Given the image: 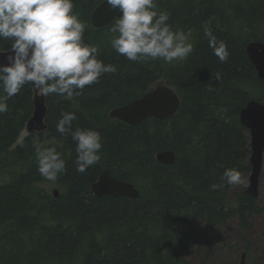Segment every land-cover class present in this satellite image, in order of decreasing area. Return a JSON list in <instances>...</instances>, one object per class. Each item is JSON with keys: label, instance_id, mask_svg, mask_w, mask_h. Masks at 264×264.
I'll use <instances>...</instances> for the list:
<instances>
[{"label": "trees", "instance_id": "16d2710c", "mask_svg": "<svg viewBox=\"0 0 264 264\" xmlns=\"http://www.w3.org/2000/svg\"><path fill=\"white\" fill-rule=\"evenodd\" d=\"M103 1L74 0L73 14L87 25L85 42L117 71L73 100L46 97V131L22 141L34 111L32 88L26 85L8 99V111L0 114V264H188L185 255L203 247L197 222L214 229L237 220L248 232L252 218L264 213L258 199L239 190L241 183L222 180L226 169H236L241 181L252 170L239 115L251 100L264 103V82L246 53L249 43L264 42V0H158L173 30L194 39L192 53L176 65L132 62L118 54L110 43L115 22L102 29L91 23ZM206 32L226 44V62L214 54ZM10 47L0 40V51ZM160 81L182 99L174 117L149 118L136 127L110 118L113 109ZM62 111L76 114L73 130L102 136L100 162L83 173L76 170L75 143L56 131ZM36 136L66 161L67 171L55 182L38 171ZM163 151L175 153L174 165L157 161ZM106 169L134 185L139 198L98 199L91 187Z\"/></svg>", "mask_w": 264, "mask_h": 264}, {"label": "clouds", "instance_id": "9594fccd", "mask_svg": "<svg viewBox=\"0 0 264 264\" xmlns=\"http://www.w3.org/2000/svg\"><path fill=\"white\" fill-rule=\"evenodd\" d=\"M113 10L122 13L111 32V47L132 62L186 59L193 51L183 31H174L167 11L158 10V0H107ZM74 0H0V40L11 42L8 63L0 66V114L8 111L7 100L26 85L44 97L61 96L73 100L86 86L100 82L102 76L115 73L116 67L98 58L96 46L85 42L87 25L73 14ZM210 47L223 63L229 57L227 46L210 32ZM14 53V54H13ZM56 131L70 136L76 145L77 172L83 173L102 158L99 131L75 128L77 116L61 112ZM27 131L20 134L21 141ZM38 171L55 182L67 171L63 154L56 147H45L38 136L32 139ZM222 180L230 186L241 181L236 169H226ZM223 185H213L214 188Z\"/></svg>", "mask_w": 264, "mask_h": 264}, {"label": "water", "instance_id": "95a60500", "mask_svg": "<svg viewBox=\"0 0 264 264\" xmlns=\"http://www.w3.org/2000/svg\"><path fill=\"white\" fill-rule=\"evenodd\" d=\"M118 10H113L107 0L99 4L91 16L92 26L102 29L110 26L121 16ZM9 51H0V66L8 63ZM249 61L255 68L258 78L264 82V42H251L246 47ZM14 54V53H13ZM32 88V87H31ZM33 90L34 111L26 124L25 131L28 135L46 131L45 123L47 117L46 97L38 95ZM182 100L178 93L161 81L141 98L134 100L128 105L118 107L110 112V118L121 121L129 126H139L143 121L153 118L163 121L174 117L179 111ZM240 123L249 133L251 156L249 162L252 170L248 179V186L245 194L257 199L259 196V179L261 175L264 155V103L251 100L240 111ZM157 161L166 166L175 164L176 155L173 151L159 152ZM92 192L98 199L105 196L125 197L131 199L139 198V191L134 185L115 179L109 169H106L91 187ZM55 198H58L59 191L54 190ZM245 254L242 256L241 264L244 263Z\"/></svg>", "mask_w": 264, "mask_h": 264}, {"label": "rangeland", "instance_id": "374dc122", "mask_svg": "<svg viewBox=\"0 0 264 264\" xmlns=\"http://www.w3.org/2000/svg\"><path fill=\"white\" fill-rule=\"evenodd\" d=\"M186 35L188 42L193 46L192 35L190 33ZM181 61H174L170 64L176 65ZM248 179L249 175L242 179L240 191L247 188ZM53 189L51 188L50 192ZM235 196L236 193L232 194L233 198ZM258 203L264 208V155L259 179ZM251 222L252 229L248 232L240 228L237 220L214 229L197 222L195 228L203 237V247L200 251L193 248L185 255L188 264H241L244 254L245 264H264V213L253 217Z\"/></svg>", "mask_w": 264, "mask_h": 264}, {"label": "bare ground", "instance_id": "6f19581e", "mask_svg": "<svg viewBox=\"0 0 264 264\" xmlns=\"http://www.w3.org/2000/svg\"><path fill=\"white\" fill-rule=\"evenodd\" d=\"M27 124V123H26ZM25 128H26V126H25Z\"/></svg>", "mask_w": 264, "mask_h": 264}]
</instances>
